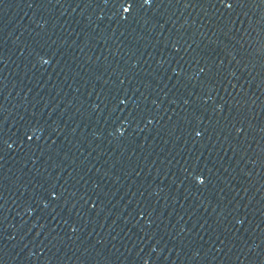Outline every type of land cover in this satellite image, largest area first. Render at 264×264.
<instances>
[{"label": "water", "instance_id": "water-1", "mask_svg": "<svg viewBox=\"0 0 264 264\" xmlns=\"http://www.w3.org/2000/svg\"><path fill=\"white\" fill-rule=\"evenodd\" d=\"M0 264H264V0H0Z\"/></svg>", "mask_w": 264, "mask_h": 264}, {"label": "snow or ice", "instance_id": "snow-or-ice-1", "mask_svg": "<svg viewBox=\"0 0 264 264\" xmlns=\"http://www.w3.org/2000/svg\"><path fill=\"white\" fill-rule=\"evenodd\" d=\"M145 2L147 3L148 0H145ZM229 6H230V5H229ZM124 11H125V12H128V11H129V8H124ZM45 63H47V61H45ZM197 135H199V133H197ZM29 139H31V137H29ZM9 147H11V145H9ZM203 182H204L203 180L200 181V183H203Z\"/></svg>", "mask_w": 264, "mask_h": 264}]
</instances>
